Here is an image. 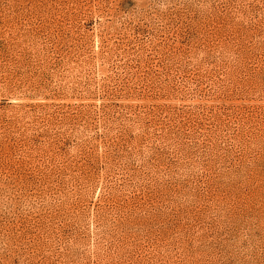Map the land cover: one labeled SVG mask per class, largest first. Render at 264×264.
<instances>
[{
	"label": "rangeland",
	"instance_id": "374dc122",
	"mask_svg": "<svg viewBox=\"0 0 264 264\" xmlns=\"http://www.w3.org/2000/svg\"><path fill=\"white\" fill-rule=\"evenodd\" d=\"M0 264H264V0H0Z\"/></svg>",
	"mask_w": 264,
	"mask_h": 264
}]
</instances>
